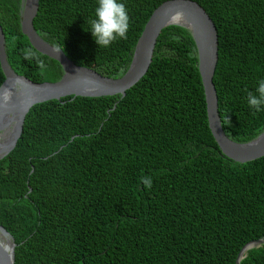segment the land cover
I'll return each instance as SVG.
<instances>
[{"label": "trees", "instance_id": "1", "mask_svg": "<svg viewBox=\"0 0 264 264\" xmlns=\"http://www.w3.org/2000/svg\"><path fill=\"white\" fill-rule=\"evenodd\" d=\"M169 1L121 0L128 38L107 48L88 23L98 0H40L34 27L77 66L117 79ZM186 1L217 30L222 127L234 142H251L264 132V110L253 115L247 102L264 80V0ZM21 2L0 0L8 62L34 83L57 82L60 64L22 33ZM24 48L43 69L24 58ZM141 177L151 178V188ZM0 226L15 241V264H236L247 244L264 239V157L241 164L222 154L195 41L171 26L124 98L68 97L31 109L17 146L0 160ZM241 264H264V245Z\"/></svg>", "mask_w": 264, "mask_h": 264}, {"label": "water", "instance_id": "2", "mask_svg": "<svg viewBox=\"0 0 264 264\" xmlns=\"http://www.w3.org/2000/svg\"><path fill=\"white\" fill-rule=\"evenodd\" d=\"M40 0H22L21 30L31 45L41 54L57 61L63 76L57 82L34 83L18 75L10 66L6 53V37L0 24V63L5 75L2 86L13 91L11 102L4 104L0 98V131L14 123L15 133L11 146L0 155L8 156L17 146L24 131L27 115L39 104L60 101L64 98H101L121 96L124 98L146 75L152 63L160 33L171 26L187 29L195 41L198 53V68L204 86L209 127L223 155L237 163H248L264 157V132L251 142L239 144L225 133L220 112L214 76L219 62L218 34L212 19L193 2L169 1L160 6L151 16L136 45L130 68L121 78L102 76L97 71L77 66L64 51L46 42L36 31L34 20L38 14ZM179 18L188 21L179 24ZM116 108V106H115ZM7 239L9 247L0 243V264H15L16 244L11 234L0 226V238ZM264 245V239L247 244L240 252L237 263L252 249Z\"/></svg>", "mask_w": 264, "mask_h": 264}, {"label": "clouds", "instance_id": "3", "mask_svg": "<svg viewBox=\"0 0 264 264\" xmlns=\"http://www.w3.org/2000/svg\"><path fill=\"white\" fill-rule=\"evenodd\" d=\"M95 18L88 20L91 25V32L100 48H107L113 42L128 38L131 27V18L126 5L121 0H98V6L94 10ZM24 58L36 61L37 65L43 69L44 61L31 48H24ZM13 93L9 87L0 86V98L4 104L11 102ZM248 105L256 112L264 110V80L259 81L255 93L249 92L247 98ZM141 183L151 188L152 180L149 177H141Z\"/></svg>", "mask_w": 264, "mask_h": 264}, {"label": "bare ground", "instance_id": "4", "mask_svg": "<svg viewBox=\"0 0 264 264\" xmlns=\"http://www.w3.org/2000/svg\"><path fill=\"white\" fill-rule=\"evenodd\" d=\"M177 22L179 24L188 23V21L182 18H179ZM0 124H2L1 121ZM14 133H15L14 123L11 126L6 127L5 129L0 131V155L3 154L11 146L14 138ZM0 243L2 244L3 247L10 246V243L5 238H0Z\"/></svg>", "mask_w": 264, "mask_h": 264}]
</instances>
